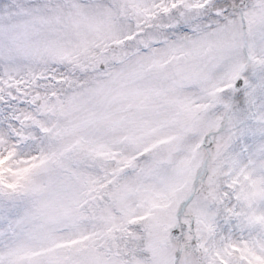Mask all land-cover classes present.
Listing matches in <instances>:
<instances>
[{
	"label": "snow or ice",
	"instance_id": "1",
	"mask_svg": "<svg viewBox=\"0 0 264 264\" xmlns=\"http://www.w3.org/2000/svg\"><path fill=\"white\" fill-rule=\"evenodd\" d=\"M0 264H264V0H0Z\"/></svg>",
	"mask_w": 264,
	"mask_h": 264
}]
</instances>
